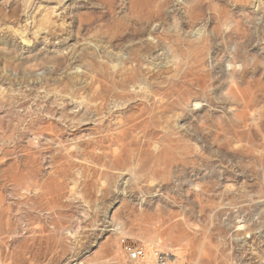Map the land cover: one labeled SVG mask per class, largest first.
I'll list each match as a JSON object with an SVG mask.
<instances>
[{"label":"rangeland","instance_id":"obj_1","mask_svg":"<svg viewBox=\"0 0 264 264\" xmlns=\"http://www.w3.org/2000/svg\"><path fill=\"white\" fill-rule=\"evenodd\" d=\"M123 239L264 264V0H0V264Z\"/></svg>","mask_w":264,"mask_h":264},{"label":"built area","instance_id":"obj_2","mask_svg":"<svg viewBox=\"0 0 264 264\" xmlns=\"http://www.w3.org/2000/svg\"><path fill=\"white\" fill-rule=\"evenodd\" d=\"M122 246L128 258V261L131 264H139L141 263L140 261L144 260V258L146 257L145 249L141 247L140 245L135 244V242L131 240L123 239ZM154 255H155V259L157 260L158 264L175 263V259L170 262L160 252H155Z\"/></svg>","mask_w":264,"mask_h":264},{"label":"bare ground","instance_id":"obj_3","mask_svg":"<svg viewBox=\"0 0 264 264\" xmlns=\"http://www.w3.org/2000/svg\"><path fill=\"white\" fill-rule=\"evenodd\" d=\"M118 231L119 232H122V227L120 226L119 228H118ZM121 244H122V241H121ZM143 245V244H142ZM142 245H140L141 247H143L144 249H145V252H146V257L144 258V260H142V261H140V262H145V261H147V258H150V260H151V258L153 259V261H154V263L155 264H158V262H157V260L155 259V251H148L147 250V248L145 247V245L144 246H142ZM123 247V246H122ZM124 250V249H123ZM160 251V250H159ZM157 252V251H156ZM125 253V252H124ZM161 254H163V253H161ZM165 257H166V259L168 260V261H173L174 259H175V263H169V264H176V262H177V257H178V255H177V257L176 256H173V255H170V254H163ZM127 260H128V258H127ZM149 260V259H148ZM129 262V261H128ZM150 262V261H149ZM130 263V262H129ZM131 264V263H130ZM152 264H153V262H152Z\"/></svg>","mask_w":264,"mask_h":264}]
</instances>
